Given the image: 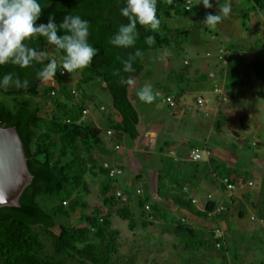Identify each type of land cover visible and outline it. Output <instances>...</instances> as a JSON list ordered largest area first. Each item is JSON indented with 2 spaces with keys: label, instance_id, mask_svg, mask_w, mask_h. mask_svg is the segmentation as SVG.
Returning a JSON list of instances; mask_svg holds the SVG:
<instances>
[{
  "label": "trees",
  "instance_id": "trees-1",
  "mask_svg": "<svg viewBox=\"0 0 264 264\" xmlns=\"http://www.w3.org/2000/svg\"><path fill=\"white\" fill-rule=\"evenodd\" d=\"M251 1L255 9L264 16V0ZM41 3H47V0H41ZM191 5L192 0L188 9L185 4L186 11L190 10ZM124 6V0H51L50 5L43 8L42 16L37 21L46 23L49 15H55L57 19L72 13L80 14L91 22L89 40L98 49V53L88 67L80 70V82L88 84L100 81L104 84L111 96L113 109L121 117L120 121L108 119L106 126V129L114 132L110 138L116 142H120V138L124 136L137 139L140 136L141 118L130 95L133 84H122L120 76L115 75L114 70H122L121 60L126 59L135 48L142 49L141 56L134 64L136 72H121L125 77L132 75L135 81L145 69L143 57L148 51L181 46L189 42L191 34L188 30H172L165 22V19L173 18L181 11L182 2L158 0L157 15L161 20L159 31L152 32L138 24L140 37L135 48L114 47L109 42L110 38L120 24L128 22L127 18L120 14V9ZM147 35L155 36V45L149 47L145 43L144 38ZM37 43L44 52L51 47L57 56L63 55L62 52H56L55 46L44 38ZM227 50L232 52L227 57V64L219 62L217 53L216 56H207L214 58L221 66V86L227 96L228 89L233 91L240 87H249V77L242 74L244 65L253 68L264 80L263 63L257 60L246 63L244 53L232 51L230 48ZM234 55H238L239 59ZM43 66L39 63L27 68L12 64L0 66V76L14 72L22 79L28 78L31 81L28 89H0V126L17 127L25 143L29 169L34 175L32 184L20 198L21 208H0V264H66L70 258L79 264H134L132 259H117L120 251V231L114 228L115 217L128 222L131 231H135L140 225L148 228L154 222L160 221L164 224L165 233L173 235L180 246L194 254L215 249H225L228 253L229 225L226 221L230 217V211L211 197L204 208L200 209L192 192L196 189L203 171L207 169V176L215 175L219 180L225 197L234 200L233 195L238 188L246 184L253 186L252 181L247 183L244 179V170L240 165L213 156L202 163V154L201 160H179L162 154L156 197L150 194L149 189H142V195L132 197L129 188L124 190L118 187L119 179L124 174L123 167L113 164L106 167L101 160L102 156H112L114 153L105 147L103 129L85 119L87 97L84 95L82 101L76 100L79 92L65 81L67 72L61 74L58 71L53 79L54 85H43L44 82L36 78V73ZM201 76V80L207 77ZM210 76L215 77L214 74ZM176 78L184 82L190 80L185 75H178ZM52 92L56 95L52 96ZM57 94L60 95V100L56 110L50 117L45 116L44 100L54 98ZM184 94V90H181V99ZM179 96L175 97L181 106L177 111L170 109L173 114L183 109ZM249 118L247 114L241 118L244 130L250 127ZM224 122L219 117L214 127L220 129ZM255 145L259 150L262 148L256 143ZM117 166L123 173L120 177H112L111 168ZM97 172L102 176L101 195L107 210L91 206L86 200V195L90 194L86 177L89 174L97 176ZM228 183L236 185L231 195L226 193ZM120 188L131 197L129 202H122L117 197L116 193ZM64 202L68 203L65 205ZM166 202H170L174 209L165 206ZM221 206L224 209L218 212ZM180 211L188 212L203 223L192 224L187 218L178 215ZM79 212L82 213L84 226L66 225L64 221H69ZM240 217L243 218L244 214L240 213ZM257 220L258 218L253 221ZM222 221L226 222L227 230ZM261 224L264 231V224ZM218 229L224 232L221 247H218L220 240L215 236ZM43 233L50 241L52 254L48 253L47 245L43 242ZM226 259L224 256V262Z\"/></svg>",
  "mask_w": 264,
  "mask_h": 264
},
{
  "label": "rangeland",
  "instance_id": "rangeland-1",
  "mask_svg": "<svg viewBox=\"0 0 264 264\" xmlns=\"http://www.w3.org/2000/svg\"><path fill=\"white\" fill-rule=\"evenodd\" d=\"M177 1L182 2L181 11L173 18L165 19V22L172 30L190 31L189 42L178 47L148 51L144 55L145 69L130 89L132 101L140 113L141 133L146 132L147 125L164 121L167 131L159 138L160 146L166 143L170 145L185 142L187 145L200 147L199 151L205 158L207 157L206 146H210L214 140H217L227 151L235 153L233 162L237 161L236 165H240L239 167L244 170V179L247 183L252 181L253 186L246 184L238 188L234 192V200L225 197L219 190L209 193L203 189L198 195L199 202L203 206L211 197L230 211V217L227 218L228 253L225 249H215L194 254L180 246L174 236L165 237L160 224L154 222L148 228L140 225L136 232H133L129 229L128 222L115 217L114 228L120 231V251L117 259L118 257L121 260L132 259L134 264H178L180 262L182 264L187 258L191 260L189 264H264V231L259 221L260 218H264V169L258 165L256 160L257 158L264 159V80L253 68L248 65L243 66L242 74L249 77V87H240L233 91L226 90L228 100L218 103L222 114L225 115L226 109L230 108L231 110L237 109L240 116L224 120V126L220 129L214 127L216 117L212 109L219 102L214 91L216 86H221V78L201 80V75L205 78L208 73L202 65L206 61L214 60V58H207V53L216 56L219 46L244 53L246 63L249 62L246 58L249 53L252 60L264 64V16L255 9L251 0H212V8H206L202 0L201 2L192 0L189 11L185 9L187 0ZM225 2L231 3V13L215 27L204 25L206 15L209 12L216 14L220 9V4ZM45 53L56 55L51 47H48ZM234 57L239 59L238 55ZM57 58L60 57L57 56ZM187 60L191 62L189 66L185 64ZM80 72L78 70L72 74L67 73L65 81L71 88L78 90L76 100L82 101L84 95L87 97L88 106L91 108L89 118L95 117L97 120L94 121H97L99 126L106 131L108 118L116 114L111 96L100 81L88 84L80 82ZM175 75H185L190 80L188 82L179 81ZM180 79L182 80V77ZM53 83L54 80L45 81L43 85L52 86ZM146 83L153 85L154 91L158 93L152 103L141 101L137 95ZM181 90L185 92L182 99L179 96ZM167 95L179 96L183 104L187 103L192 106L181 118L172 116L170 108L164 102ZM202 96L210 99L212 105L207 106L210 109L198 108L195 105L197 98ZM59 100V94L54 98L45 99L43 114L50 117L56 110ZM102 107L104 110L101 109ZM244 114L251 116L249 118L250 127L247 130H244L242 126H236L238 122L241 123V117ZM255 143L262 148L259 150ZM135 144L131 137L125 136L124 146L127 150H133ZM109 149L114 154L117 151L111 144H109ZM136 155L141 159V167L145 175H149L151 169H155L160 164V158L154 152H146L143 155L137 153ZM124 172L127 174L128 169L125 168ZM98 174L99 172L97 176L89 174L86 177L90 187V194L86 195V200L91 206L107 210L103 205L101 195L102 176ZM131 183L129 192L135 198L138 196L137 190L144 189V184L138 183L136 179ZM120 186L125 190L123 184ZM122 188L119 190L123 191ZM166 204L169 209L173 210L174 207L170 203L166 202ZM240 213L244 214L243 218L240 217ZM253 216L258 220L253 221L251 219ZM64 222L66 225L84 226L81 212ZM223 226L227 230V226ZM41 237L47 245L48 253L52 254L49 239L44 233ZM224 256L227 257L226 262H224ZM66 264H79V262L70 258L67 259Z\"/></svg>",
  "mask_w": 264,
  "mask_h": 264
},
{
  "label": "clouds",
  "instance_id": "clouds-1",
  "mask_svg": "<svg viewBox=\"0 0 264 264\" xmlns=\"http://www.w3.org/2000/svg\"><path fill=\"white\" fill-rule=\"evenodd\" d=\"M170 3L173 0H169ZM201 2V0H200ZM51 0L42 4L41 0H0V66L12 64L21 68H27L39 63L44 66L36 73V78L41 81L53 80L57 72L72 74L88 67L97 55L98 49L90 42L91 22L80 14L69 13L60 23L55 22V15H49L46 23H37L40 20L43 8L49 6ZM206 8H212V0H202ZM158 0H124V7L120 14L127 18V23L119 25L118 30L110 38V44L117 48H135L140 37L137 25L149 28L152 32H158L161 20L157 15ZM232 11L231 3L220 4L216 14L209 12L203 24L215 27ZM63 32V34H60ZM44 38L55 46L56 52L63 55L58 59L56 55H48L40 50L38 41ZM145 43L151 47L156 44L154 35H147ZM142 54V49L135 48L126 59H122V70L115 69L114 74L120 76V82L124 85L134 83V77L121 75L123 73H135V61ZM31 81L21 78L14 72H8L0 76V89L14 87L16 89H28ZM139 99L146 103H152L158 93L153 85L146 83L137 93ZM217 235H220L219 231Z\"/></svg>",
  "mask_w": 264,
  "mask_h": 264
},
{
  "label": "crops",
  "instance_id": "crops-1",
  "mask_svg": "<svg viewBox=\"0 0 264 264\" xmlns=\"http://www.w3.org/2000/svg\"><path fill=\"white\" fill-rule=\"evenodd\" d=\"M233 51V50H232ZM246 58L248 59V61H252V56L248 53L246 55ZM202 68H206L208 73L206 74L207 77L205 80H208L210 78H215V77H220V73H221V66L218 65V63L214 60L212 61H206L204 62V64L202 65ZM201 70V68H200ZM214 74L215 77H211L210 75ZM205 75V74H204ZM210 100V99H209ZM211 102V101H210ZM219 102L216 103L215 108H211L213 110V112H215V117L217 118H221L222 120H228L231 117H235V116H240L239 113H237V109H230L227 108L226 109V113L224 115V113L222 114V111L219 110V106L220 104H218ZM210 107H211V103H209ZM208 105V106H209ZM191 104H183L182 103V111L181 112H175V114L170 113L172 116L175 117H182V115H184V113L186 111H189V108L191 107ZM207 109H210L209 107H206ZM88 110V114L85 115V119H88V121L90 120V122L92 124H94L96 127H99V124L97 123V120L95 119V117H92L91 119L89 118L90 114H91V108L89 106H87L86 108ZM223 115V116H222ZM246 115V114H244ZM249 117H251L250 115H248ZM242 118V117H241ZM108 119H114L116 121H120L121 117L117 114H113L112 117L108 118ZM229 126V125H227ZM236 126H240L241 127V123L238 122V125ZM140 129V126H139ZM108 129H106L107 131ZM106 131L103 130V135H104V141L106 143V148L111 151L109 149V144L114 145L115 146L120 143L121 144V149L116 153L118 154H113L112 156H102L101 160L104 164H113V165H119L122 166L123 169L127 168L128 169V173L122 175V177H120L119 179V185H124L125 188H129L130 185L132 184V180H138V183H143L144 184V189L147 191V189H149L150 194H152V196L156 197V192H157V178H158V171L162 168V163H161V159H160V164H158L156 166L155 169H151L149 175H145L143 173V169L141 167V159L136 157L137 153L140 154H144L146 152H154L156 153L159 158L161 157L162 154H166V156H170V157H174L176 159L179 160H192V152L193 150H199L200 147L195 146V145H187L185 144V142H181L179 144H170L168 145V143H166L165 145H159V138L161 137V135L167 131V125L164 123V121H160V122H155L153 125H147L146 129H145V133H141V129H140V136L137 139H133L135 144V147L133 150H127L124 146V140H125V136L120 138V142H116L113 141L112 138H110V136L106 135ZM160 146V148H159ZM201 149V148H200ZM205 151L207 152V157H204V160H202L201 162L204 163L205 161H207L210 156H213L214 158L220 159V160H224V161H229L232 163H237L233 162L235 161V153L231 152V151H227L225 148H223V146L221 145V143H219V141L214 140L213 143L210 146H206ZM258 161V165L262 167V169H264V159H256ZM208 170L205 169L201 175L200 181L197 184L196 189H194V191L192 192V196L197 199V206L200 209H203L205 204L208 202L206 201L204 203V206L202 204H200L199 202V196L202 193V190H207L209 193L215 192L217 190L220 191V193H222L224 196L225 194L222 192V189L220 187V183L219 180L215 177V175L212 176H207ZM121 187V186H120ZM209 196H211V194H209ZM170 203V202H168ZM171 204V203H170ZM165 206H167L168 204H165ZM174 209V208H173ZM176 211H178L177 209H175ZM180 217L183 218H187L188 221H190L192 224L194 225H199L202 223V221H200L197 217L189 214L188 212L185 211H180L178 214ZM190 219V220H189ZM227 222V221H226ZM226 222H223V225H226ZM157 224H160L162 227V233L165 235V237H169V236H173L170 235L168 233H165L163 231L164 229V224L160 221L155 222ZM129 227V226H128ZM133 232H136L133 231ZM178 241V240H177ZM189 262H191L190 258H187L185 263L182 264H188ZM178 264H181L178 263Z\"/></svg>",
  "mask_w": 264,
  "mask_h": 264
},
{
  "label": "water",
  "instance_id": "water-1",
  "mask_svg": "<svg viewBox=\"0 0 264 264\" xmlns=\"http://www.w3.org/2000/svg\"><path fill=\"white\" fill-rule=\"evenodd\" d=\"M33 180L25 143L17 127L0 126V208H21L20 198Z\"/></svg>",
  "mask_w": 264,
  "mask_h": 264
},
{
  "label": "built area",
  "instance_id": "built-area-1",
  "mask_svg": "<svg viewBox=\"0 0 264 264\" xmlns=\"http://www.w3.org/2000/svg\"><path fill=\"white\" fill-rule=\"evenodd\" d=\"M187 9L189 8L190 4H191V0H188L187 1ZM217 56H218V59H219V62H222V64H227V57L228 55L232 54L231 51L227 50V49H224L222 47L219 48V51L217 52ZM208 57H211L212 54L211 53H208L207 54ZM185 64L189 65L190 64V61H185ZM65 74V73H64ZM217 95V99L219 101V103H222L224 101H227L228 100V96L226 95L225 91H224V87L223 86H216L215 88V91H214ZM56 93L55 92H52V96H55ZM164 102L168 105V107L173 110V111H177L179 108H180V104L179 102L177 101L176 97L173 96V95H167L165 98H164ZM210 103V100L205 98V97H199L197 98L196 102H195V105L198 107V108H206ZM102 110H104V107H102ZM88 114V110H84V115H87ZM107 135L108 136H113L114 135V132L111 131V130H108L107 131ZM121 146L120 144H117L116 145V149H120ZM192 159L193 160H201L202 159V155L200 153V151L198 150H195L193 151L192 153ZM106 167H109V165L105 164ZM123 171L121 168H119L118 166L117 167H113L111 168V172H110V175L112 177H120L122 175ZM225 182L227 183V180H225ZM250 185H252V182L249 183ZM227 194L228 195H231L232 192L234 191L236 185L233 184V183H228L227 184ZM137 194L138 195H142L143 194V190L142 189H138L137 190ZM117 197L120 199V201L122 202H129L131 197L127 194V193H124L122 190H118L117 193H116ZM68 202H64V204L66 205ZM147 209H149V207L147 206L146 207ZM224 208L221 206L219 209H218V212H221ZM256 219L255 217H252V220ZM260 222L264 224V218H261L260 219ZM219 231L220 235H217V232ZM216 235V238L220 240V242L218 243V247H221L222 243L224 242V232L223 230L221 229H218L215 233Z\"/></svg>",
  "mask_w": 264,
  "mask_h": 264
}]
</instances>
